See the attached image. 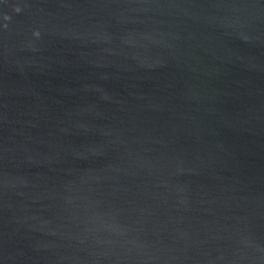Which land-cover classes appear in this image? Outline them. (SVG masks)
Returning <instances> with one entry per match:
<instances>
[{
  "label": "water",
  "instance_id": "water-1",
  "mask_svg": "<svg viewBox=\"0 0 264 264\" xmlns=\"http://www.w3.org/2000/svg\"><path fill=\"white\" fill-rule=\"evenodd\" d=\"M0 264H264V0H0Z\"/></svg>",
  "mask_w": 264,
  "mask_h": 264
}]
</instances>
